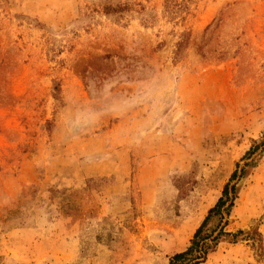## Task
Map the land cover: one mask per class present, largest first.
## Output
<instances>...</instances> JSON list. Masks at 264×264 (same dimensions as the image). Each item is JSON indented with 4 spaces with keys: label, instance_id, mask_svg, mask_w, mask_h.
Instances as JSON below:
<instances>
[{
    "label": "rangeland",
    "instance_id": "obj_1",
    "mask_svg": "<svg viewBox=\"0 0 264 264\" xmlns=\"http://www.w3.org/2000/svg\"><path fill=\"white\" fill-rule=\"evenodd\" d=\"M263 138L264 0H0V264H167L236 163L264 264Z\"/></svg>",
    "mask_w": 264,
    "mask_h": 264
},
{
    "label": "trees",
    "instance_id": "obj_2",
    "mask_svg": "<svg viewBox=\"0 0 264 264\" xmlns=\"http://www.w3.org/2000/svg\"><path fill=\"white\" fill-rule=\"evenodd\" d=\"M182 41H179L178 46L180 48ZM264 144V138L258 143H254L243 155V157H249L253 154L258 147ZM250 162L244 163L249 165ZM238 163H236L235 169L231 172L229 179L223 185L220 196L215 203L207 210L204 218L200 224L194 230L189 244L185 249L174 252L168 259L167 264H199L206 259V255L211 248L220 240L222 235H231L233 238L242 230H238L235 233H227L223 227H220L217 231L216 228L223 219V212L229 215L233 206L234 199L237 197L236 184L232 183L235 179L240 178L244 172L242 167L238 172ZM216 220V225L209 228L208 223L211 220ZM254 239V238H252Z\"/></svg>",
    "mask_w": 264,
    "mask_h": 264
}]
</instances>
